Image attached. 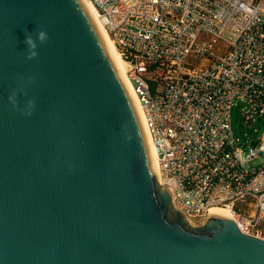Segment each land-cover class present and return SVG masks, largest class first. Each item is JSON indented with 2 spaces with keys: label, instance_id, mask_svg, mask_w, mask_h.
I'll list each match as a JSON object with an SVG mask.
<instances>
[{
  "label": "water",
  "instance_id": "obj_1",
  "mask_svg": "<svg viewBox=\"0 0 264 264\" xmlns=\"http://www.w3.org/2000/svg\"><path fill=\"white\" fill-rule=\"evenodd\" d=\"M0 264H264L232 219L174 209L79 0H0Z\"/></svg>",
  "mask_w": 264,
  "mask_h": 264
},
{
  "label": "built area",
  "instance_id": "obj_2",
  "mask_svg": "<svg viewBox=\"0 0 264 264\" xmlns=\"http://www.w3.org/2000/svg\"><path fill=\"white\" fill-rule=\"evenodd\" d=\"M125 63L144 117L158 184L190 223L227 206L264 241V135L231 131L230 110L264 118V0H89Z\"/></svg>",
  "mask_w": 264,
  "mask_h": 264
},
{
  "label": "bare ground",
  "instance_id": "obj_3",
  "mask_svg": "<svg viewBox=\"0 0 264 264\" xmlns=\"http://www.w3.org/2000/svg\"><path fill=\"white\" fill-rule=\"evenodd\" d=\"M81 5L84 7L89 19L91 22H93L95 29L99 35V38H101L104 49L106 54L109 56L114 68L116 69L122 84L125 86L129 99L132 102V106L135 112L136 117L139 120V124L141 127V131L144 135V140L146 143V147L148 149V158H149V165H151L152 171L157 178L159 175V165L156 161V149H154L151 138L149 133H147L145 126H144V117H142V112L139 106V101H137L136 95L133 92V89L131 85L128 82L127 76H126V66L125 63L120 58L119 54L116 52L114 47V42L112 38L108 36V33L103 28L102 22L98 19V14L94 6L89 2V0H79ZM208 215L209 216H220V217H228L232 218V213L229 210V207L224 206H212L208 209Z\"/></svg>",
  "mask_w": 264,
  "mask_h": 264
},
{
  "label": "rangeland",
  "instance_id": "obj_4",
  "mask_svg": "<svg viewBox=\"0 0 264 264\" xmlns=\"http://www.w3.org/2000/svg\"><path fill=\"white\" fill-rule=\"evenodd\" d=\"M243 104L236 103L230 110L231 115V131L234 136L245 141H256L264 135V118L255 119L254 122H245L241 114ZM264 165V156L256 157L248 165L250 169H255ZM199 222H196L197 224Z\"/></svg>",
  "mask_w": 264,
  "mask_h": 264
},
{
  "label": "clouds",
  "instance_id": "obj_5",
  "mask_svg": "<svg viewBox=\"0 0 264 264\" xmlns=\"http://www.w3.org/2000/svg\"><path fill=\"white\" fill-rule=\"evenodd\" d=\"M48 39L46 31L39 30L37 31L35 39L31 34H26L25 36V44L28 46V59H33L37 56V52L35 51L37 47L36 41L38 40L40 43H44Z\"/></svg>",
  "mask_w": 264,
  "mask_h": 264
}]
</instances>
